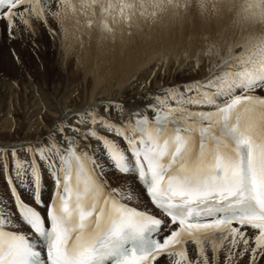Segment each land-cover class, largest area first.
I'll list each match as a JSON object with an SVG mask.
<instances>
[{"label": "snow or ice", "instance_id": "obj_1", "mask_svg": "<svg viewBox=\"0 0 264 264\" xmlns=\"http://www.w3.org/2000/svg\"><path fill=\"white\" fill-rule=\"evenodd\" d=\"M193 8L244 34L203 36L183 66L161 53L158 88L0 143V264H264V0H0V22L55 41L82 14L114 42L117 17Z\"/></svg>", "mask_w": 264, "mask_h": 264}, {"label": "bare ground", "instance_id": "obj_2", "mask_svg": "<svg viewBox=\"0 0 264 264\" xmlns=\"http://www.w3.org/2000/svg\"><path fill=\"white\" fill-rule=\"evenodd\" d=\"M223 13L213 16V26L207 36L213 40L222 36L227 40L243 35L234 23L233 15ZM87 19L82 14H69L64 20L63 36L55 41L43 29L34 39L27 32L20 34L21 37H29L23 41L10 39L3 22H0V78H5L0 83V122L6 117L13 98L22 102L20 108L28 117L15 135L1 131L0 143L15 139L38 140L51 129L62 112L101 99L131 100L145 91L158 88L161 84L158 78L153 79L150 85L146 81L161 53H174L180 57V66H183L182 53L187 51L194 57L202 48V37L205 36L192 34L188 38L177 39L164 33L162 23L156 24L153 30L137 23L132 37L119 30V33L115 32L113 42L111 36L102 39L95 28H89ZM249 30L259 34L261 27L256 25ZM173 69L178 74L179 68L170 56V75ZM15 76L20 78L21 90H17L11 81ZM31 115H35L42 124L37 131L32 130L34 132L25 127L34 123ZM111 182L113 186L122 183L116 177H112ZM127 183L131 184V181Z\"/></svg>", "mask_w": 264, "mask_h": 264}, {"label": "rangeland", "instance_id": "obj_3", "mask_svg": "<svg viewBox=\"0 0 264 264\" xmlns=\"http://www.w3.org/2000/svg\"><path fill=\"white\" fill-rule=\"evenodd\" d=\"M220 15H224V13L221 12L218 16H220ZM213 16L214 15L211 12H209V13H206L203 17H201L200 15H198L196 10L193 8L192 10H190L188 12H184L182 10L179 11L178 13H175L173 11L162 12L154 20H146L144 17H141L139 14H137V16L133 19L131 28H129L127 21H122L119 19V17H117L116 22L113 23L112 26L114 27L115 32H118L119 30H123L127 34L126 36L132 37L134 35V32H133L134 31V25L137 23L143 24L144 28H149L152 30L155 28L156 24L162 23L164 25V27H163L164 33H166L167 35L172 34L177 39H179V37L183 39V38L190 37L192 34L193 35L196 34L199 36L209 34L208 33L209 28H211L213 26V21H214ZM110 20H111V18H110ZM129 33H131V34H129ZM26 38H29V37H21L20 35L17 37V39H20L21 41L25 40ZM38 45H40V44H38ZM46 61H47V59H46ZM27 69H28V67H27ZM28 70L30 72V68ZM18 77L19 76L13 77L11 81H12V83L15 84V87L17 88V90H21L22 87L20 86V84H18L20 82V78H18ZM1 81H5V78L2 79V77H1L0 83H1ZM1 86L2 85H0V87ZM6 88H7V86L5 85L4 89H6ZM34 89L37 90L36 87H34ZM26 93H28V91H26ZM16 99L17 98H13V100H11L10 105H9L10 109H9L6 117H4L2 119V121L0 122V132L2 131V133H7V132L9 133L10 132L9 133L10 135H15L18 132V130H21L20 127L24 123L26 124V121L28 119V117H26L27 114L25 112H23L20 108L22 102L19 100H17L18 101L17 102ZM31 116H32L31 118H33L34 123L30 124L28 126H25V127L29 131H32V130L37 131L42 124H40L41 123L40 120L35 115H31ZM34 131H32V132H34Z\"/></svg>", "mask_w": 264, "mask_h": 264}]
</instances>
